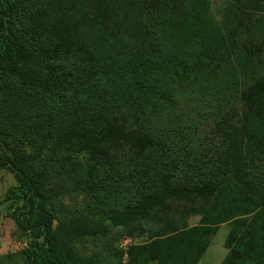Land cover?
<instances>
[{"label": "trees", "instance_id": "16d2710c", "mask_svg": "<svg viewBox=\"0 0 264 264\" xmlns=\"http://www.w3.org/2000/svg\"><path fill=\"white\" fill-rule=\"evenodd\" d=\"M77 1L81 7L70 0H0V167L16 180L1 204L26 235L27 264H88L72 246L80 237L104 235L148 219L150 212L170 207L169 199L189 202V213L194 214L201 209L196 201L215 193L199 226L174 229L145 247L130 248L131 257L144 250L147 261L142 264H195L206 250V235L213 232L205 224L225 222L230 231L221 264H264V67L259 56L264 52V20L250 29L256 32L262 27L257 43L247 29L248 44L235 35H221V26L202 25L212 34L207 42L219 46L211 58L233 60L239 80L237 106L218 109L210 130L215 146L209 156L213 179L196 181L187 171L194 169L189 161L194 158L189 154L191 141L184 139L174 150L173 144L149 136L138 121L156 94L168 103L176 102L175 95L164 90L160 75L168 66L174 75L177 68L189 71L187 59L166 40L161 43L142 19L128 24L117 19L118 0ZM183 1L165 0L173 17L181 18ZM190 1L198 6L207 2ZM235 1L243 6L240 13L245 17L261 0ZM234 28L228 27L226 33ZM94 30L102 41L91 46ZM121 38L128 43L119 52L115 47L117 54H113ZM105 49L112 59L106 58ZM13 78L18 86L10 81ZM48 97L51 101H44ZM20 131L27 137L51 139L57 151H84L88 158L82 188L96 193L120 189L127 178L136 185L134 201L110 210L104 219L58 217L44 172H29L28 155L19 145L10 144ZM126 147L142 160L128 176L117 171L118 166L125 168L120 157ZM95 168L104 171L101 177H96ZM156 244L161 253L149 261L147 248ZM184 250L190 251L188 261H183Z\"/></svg>", "mask_w": 264, "mask_h": 264}, {"label": "rangeland", "instance_id": "374dc122", "mask_svg": "<svg viewBox=\"0 0 264 264\" xmlns=\"http://www.w3.org/2000/svg\"><path fill=\"white\" fill-rule=\"evenodd\" d=\"M118 1L119 6L114 9L117 19L124 24L142 19L151 26L161 43L166 40L174 51H179L181 57L188 61L189 71L177 68L179 72L174 75L168 66L167 72L160 75L164 90L173 93L176 102L168 103L158 94L156 97H151L152 106L146 109L144 117L139 115L141 129L154 140L173 144L174 150L176 146H180L181 141L189 139L191 141L189 147L193 150L189 151V154L194 155V158L190 157L189 161L194 169L187 170L188 175L196 181L202 179L211 181L213 165L209 156L213 153L215 146L210 141V130L218 109L237 106L239 75L233 60L219 61L211 58V55L220 51L219 46L215 47V44L207 42L212 34L202 25L208 23L211 24V28L221 26L219 27L221 35H235L241 42L246 40L248 29L251 40L257 43L262 27L255 28L258 30L256 32L250 29L264 20V0L252 6L254 11H249V16L245 15V17H242L240 13L243 6L235 0H207L199 6L190 0H184L181 2V18L173 17L165 0L158 3L157 0H141L138 5L131 0ZM71 2L81 7L79 1L70 0ZM187 13L188 18H186ZM114 20H116L115 17ZM238 23L240 25H237ZM228 27L236 28L226 33ZM200 36L202 39L205 38V42L197 41V39L201 40ZM96 40L98 43L102 41L100 33L94 30L89 38L91 46ZM110 41L113 46L112 39ZM126 43L128 42L124 38L115 42L113 54H117L116 48L119 52L118 48ZM246 43H249L248 40ZM263 53L259 55L262 57V67H264ZM104 54L107 59H112L107 49ZM117 75L118 72L115 70L112 77L116 79ZM8 78L6 77L7 80ZM10 81L18 86L15 78ZM50 98H45L44 101H51ZM10 144L19 145L28 155L27 170L29 172L41 170L44 172L48 181V193L52 196L53 211L58 217L80 216L90 221L104 219L110 210L122 209L134 201L136 185L127 178L126 181L120 179L122 183L120 189L109 188L107 191L96 193L82 188L86 173L84 164L87 163L88 158L84 151L78 149L57 151L53 148L51 139L27 137L24 131H20L15 143L11 141ZM177 153H179V160L183 159L181 148ZM143 154L147 155V152L144 151ZM140 158L141 155L136 158L134 151L126 147L121 150L120 157L125 168L118 166L117 171L128 176V173L134 170L133 168H139V162L142 161ZM94 172L97 178L104 173L99 168H95ZM91 181H94V178H91ZM15 183L13 173L6 167H0V264H27L23 252L26 235L17 228L14 216L3 207L4 204H1L8 188ZM222 190L224 193L227 191L225 187ZM215 198L216 193L210 198L198 199L196 205L201 206V209L194 214L189 213V202L169 199L170 207L150 212L148 219L115 227L104 235L80 237L72 243V246L82 258L88 261V264H132V261H135L134 264H142L143 261H147L144 250L140 252L138 250L132 258L129 254L130 248L145 247L154 239H162V236L174 229H185V227L191 229L199 226L202 212L207 210L208 205ZM210 208L209 206L208 210ZM205 226L212 229L208 231L213 232L206 235L208 240L206 250L196 259L198 261L195 264H221L228 251L225 243L230 226L225 222L206 223ZM124 238L128 239V243H122ZM160 247L156 244L152 248L150 246L147 248V253L150 255H148L149 261L157 260V252L161 253ZM162 248L169 249L165 244H162ZM179 252L181 254V250ZM182 254L183 261H188L190 251L184 250Z\"/></svg>", "mask_w": 264, "mask_h": 264}, {"label": "built area", "instance_id": "2783aa9c", "mask_svg": "<svg viewBox=\"0 0 264 264\" xmlns=\"http://www.w3.org/2000/svg\"><path fill=\"white\" fill-rule=\"evenodd\" d=\"M122 243H128V239L124 238V239L122 240Z\"/></svg>", "mask_w": 264, "mask_h": 264}]
</instances>
